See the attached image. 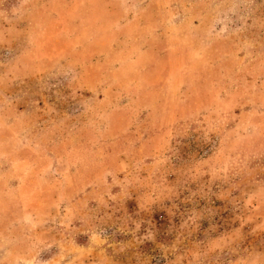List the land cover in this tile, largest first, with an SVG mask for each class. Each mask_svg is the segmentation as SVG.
Masks as SVG:
<instances>
[{
  "label": "rangeland",
  "instance_id": "374dc122",
  "mask_svg": "<svg viewBox=\"0 0 264 264\" xmlns=\"http://www.w3.org/2000/svg\"><path fill=\"white\" fill-rule=\"evenodd\" d=\"M0 264H264V0H0Z\"/></svg>",
  "mask_w": 264,
  "mask_h": 264
}]
</instances>
